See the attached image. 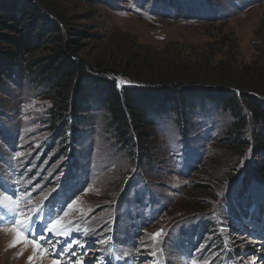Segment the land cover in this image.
<instances>
[{
	"label": "rangeland",
	"instance_id": "374dc122",
	"mask_svg": "<svg viewBox=\"0 0 264 264\" xmlns=\"http://www.w3.org/2000/svg\"><path fill=\"white\" fill-rule=\"evenodd\" d=\"M40 2L68 43L34 56L62 48L123 86L264 95V0ZM52 104L26 77L0 92V264H264V149L253 139L264 121L247 113L236 129L206 103L140 144L133 134L130 152L94 106L60 136ZM21 238L36 243L33 258Z\"/></svg>",
	"mask_w": 264,
	"mask_h": 264
},
{
	"label": "trees",
	"instance_id": "16d2710c",
	"mask_svg": "<svg viewBox=\"0 0 264 264\" xmlns=\"http://www.w3.org/2000/svg\"><path fill=\"white\" fill-rule=\"evenodd\" d=\"M77 1L93 5L103 0ZM45 9L40 0H0V92L4 82L21 77L46 87L53 98L50 129L60 136L65 134L72 118L82 124L91 106L104 113L106 129L130 152L138 147L133 134L140 144L148 137V129L158 122L169 119L176 125L187 124L192 114L204 109L206 103L228 113L236 129L246 127L248 118L264 121V95L244 90L227 93L223 89H206L181 81L123 86L115 77L100 75L62 48L34 56L50 41L68 43L59 22ZM260 130L253 135L257 150L264 149V129ZM239 141L236 137L232 147H240ZM74 176L67 173L64 180Z\"/></svg>",
	"mask_w": 264,
	"mask_h": 264
},
{
	"label": "bare ground",
	"instance_id": "6f19581e",
	"mask_svg": "<svg viewBox=\"0 0 264 264\" xmlns=\"http://www.w3.org/2000/svg\"><path fill=\"white\" fill-rule=\"evenodd\" d=\"M35 233V232H34ZM32 235V234H31ZM36 236V235H35ZM33 237V236H32ZM43 238V237H42ZM41 240V239H40ZM39 240V241H40ZM250 240H252V239H250ZM20 241L22 242V244H19V247L17 248V250H19V249H23V250H31V252L29 253V255H28V257H29V259L30 258H33L34 256H35V253H36V251H34L35 250V248H37V246H36V243H30L29 242V240L27 239V240H22V238L20 239ZM24 241V242H23ZM255 242H258V240H256ZM25 244V245H24ZM40 245V244H39ZM16 250V251H17ZM42 249L40 248V246H39V251H41ZM24 251V252H25ZM264 254V253H263ZM39 255V254H38ZM242 255V256H241ZM45 256V255H44ZM244 256H243V254H240V259H242ZM48 258V257H47ZM261 258V257H260ZM46 261V260H45ZM261 262L262 261H264V258H262V260H260ZM56 261L55 260H52V258L51 259H49V261H47V263L46 264H54Z\"/></svg>",
	"mask_w": 264,
	"mask_h": 264
}]
</instances>
